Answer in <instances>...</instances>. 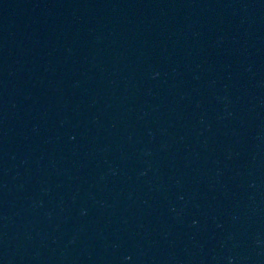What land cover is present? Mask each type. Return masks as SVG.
Returning <instances> with one entry per match:
<instances>
[{"label": "water", "instance_id": "water-1", "mask_svg": "<svg viewBox=\"0 0 264 264\" xmlns=\"http://www.w3.org/2000/svg\"><path fill=\"white\" fill-rule=\"evenodd\" d=\"M0 264H264V0H0Z\"/></svg>", "mask_w": 264, "mask_h": 264}]
</instances>
